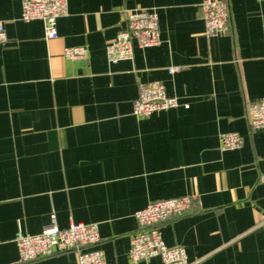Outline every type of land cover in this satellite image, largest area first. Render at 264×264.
Returning <instances> with one entry per match:
<instances>
[{
    "label": "crops",
    "instance_id": "0c3cea01",
    "mask_svg": "<svg viewBox=\"0 0 264 264\" xmlns=\"http://www.w3.org/2000/svg\"><path fill=\"white\" fill-rule=\"evenodd\" d=\"M202 1L67 0L46 39L41 20L20 19L21 0H0V264H77L73 250L19 262L15 237L40 233L51 214L61 229L97 223L103 264H132L135 212L184 195L190 211L160 225L167 246L189 264H264V129L246 117L264 100V1L224 0L229 26L215 36ZM138 8L156 13L160 43L108 61ZM81 46L85 58L63 56ZM152 81L178 105L135 116ZM230 132L241 146L222 149Z\"/></svg>",
    "mask_w": 264,
    "mask_h": 264
},
{
    "label": "built area",
    "instance_id": "2783aa9c",
    "mask_svg": "<svg viewBox=\"0 0 264 264\" xmlns=\"http://www.w3.org/2000/svg\"><path fill=\"white\" fill-rule=\"evenodd\" d=\"M264 1V0H259ZM205 23V34L215 36L223 33L229 26L228 5L224 0H203L200 4ZM67 13V0H21L20 19L29 22L41 20L44 25V37H57L56 21ZM5 41V34L0 24V44ZM160 43L158 18L154 11L138 8L127 13L126 25L106 46V57L110 62L131 59L133 47L147 48ZM66 59H82L87 56V49L65 47ZM180 66L166 68L168 74L181 71ZM178 105L177 98L166 93L159 81H152L140 87L133 102L132 113L147 117L159 110ZM187 107V106H186ZM246 117L252 129H264V100L247 104ZM222 149H235L241 146V136L235 132L222 134ZM264 185V175L260 178ZM193 197L189 195L150 202L135 212L137 230L130 236L128 257L132 264L148 262L159 258L162 264H189L187 254L181 246H167L161 236L160 225L190 211ZM97 223H74L61 229L51 214L49 224L36 235L15 237L20 263L53 256L58 253L75 251L77 264H103L101 251L95 246L99 242Z\"/></svg>",
    "mask_w": 264,
    "mask_h": 264
}]
</instances>
